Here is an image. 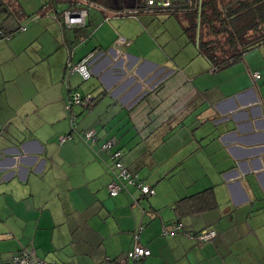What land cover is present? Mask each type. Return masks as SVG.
I'll return each mask as SVG.
<instances>
[{
  "label": "crops",
  "instance_id": "1",
  "mask_svg": "<svg viewBox=\"0 0 264 264\" xmlns=\"http://www.w3.org/2000/svg\"><path fill=\"white\" fill-rule=\"evenodd\" d=\"M11 1L0 5L9 34L0 40V258L32 246L59 264H116L142 225L150 254L139 264H264V41L211 71L183 25L170 44L152 28L165 11L140 9L141 0H93L80 27L60 14L74 0ZM84 57L89 78L65 72ZM72 90L93 98L71 106L75 122ZM89 128L96 139L86 142L79 132ZM110 136L152 195L130 185L109 194L100 144ZM206 188L214 207L174 210ZM175 220L216 235L198 242L172 232Z\"/></svg>",
  "mask_w": 264,
  "mask_h": 264
},
{
  "label": "trees",
  "instance_id": "2",
  "mask_svg": "<svg viewBox=\"0 0 264 264\" xmlns=\"http://www.w3.org/2000/svg\"><path fill=\"white\" fill-rule=\"evenodd\" d=\"M9 3L0 0V5ZM168 13L183 14L184 32L215 69L264 41V0H191ZM215 205L212 189L206 188L178 199L173 208L182 215Z\"/></svg>",
  "mask_w": 264,
  "mask_h": 264
},
{
  "label": "built area",
  "instance_id": "3",
  "mask_svg": "<svg viewBox=\"0 0 264 264\" xmlns=\"http://www.w3.org/2000/svg\"><path fill=\"white\" fill-rule=\"evenodd\" d=\"M93 0H74L72 7L64 8L60 14L64 25L68 27H80L85 24L87 17V9L84 4L92 3ZM191 0H141L140 9L151 11H165L169 12L174 10L176 6L189 4ZM21 29H25L24 26ZM9 34L0 29V40L6 39ZM122 42L123 38H119ZM88 57H84L76 63L68 61L66 63L65 72L71 73L73 71L79 72L82 79L90 77V70L88 68ZM215 70L214 66H211V71ZM250 77H259L260 74L257 70L249 72ZM92 97L89 95L83 96L78 91L72 90L69 93L68 109L70 110V120L75 122L76 113L71 110L73 104L82 105L87 109L88 105L92 102ZM79 136L86 142H91L96 139V130L89 128L79 132ZM74 137L73 134H65L60 137L59 141L70 140ZM100 149L109 151L110 166L113 168V177L107 184V189L110 195H116L123 189H126L128 185L132 186L142 196H149L154 193V189L148 183L144 181L137 172L129 170L122 161L123 152L118 146V142L115 136L106 138L100 144ZM138 198L132 195L131 206L138 205ZM142 229V225H139L133 232L132 238L134 243L122 256L116 259V264H139V262L150 254V249L139 243V236ZM163 234H166L170 230L172 232H180L198 242L211 240L216 235V230L212 228H203L197 232H191L184 229L183 224L179 220H175L171 223L170 230L165 225L161 227ZM109 258H105L99 264L109 263ZM0 264H59L56 261H47L37 256L32 246L20 248L16 253L12 254L8 258H0Z\"/></svg>",
  "mask_w": 264,
  "mask_h": 264
},
{
  "label": "rangeland",
  "instance_id": "4",
  "mask_svg": "<svg viewBox=\"0 0 264 264\" xmlns=\"http://www.w3.org/2000/svg\"><path fill=\"white\" fill-rule=\"evenodd\" d=\"M35 1V2H34ZM36 1H40L44 2L45 0H13L11 1V3H13L14 5H33V4H37ZM183 14H170L167 12H159L157 14V17L152 19V28H161L166 29L164 30L166 33L168 34V36H170V44H176L177 41V36L179 31L182 32V27L180 24H185V17L183 18Z\"/></svg>",
  "mask_w": 264,
  "mask_h": 264
}]
</instances>
